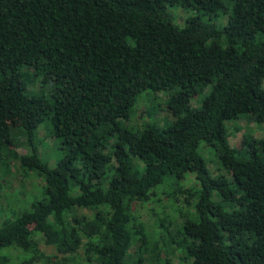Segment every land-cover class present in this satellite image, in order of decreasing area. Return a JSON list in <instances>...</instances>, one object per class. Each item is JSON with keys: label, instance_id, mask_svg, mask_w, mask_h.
I'll use <instances>...</instances> for the list:
<instances>
[{"label": "trees", "instance_id": "obj_1", "mask_svg": "<svg viewBox=\"0 0 264 264\" xmlns=\"http://www.w3.org/2000/svg\"><path fill=\"white\" fill-rule=\"evenodd\" d=\"M243 118L264 123V0H0V189L11 161L39 179L0 264H264V136L231 146ZM163 188L179 218L153 233L138 210Z\"/></svg>", "mask_w": 264, "mask_h": 264}, {"label": "rangeland", "instance_id": "obj_2", "mask_svg": "<svg viewBox=\"0 0 264 264\" xmlns=\"http://www.w3.org/2000/svg\"><path fill=\"white\" fill-rule=\"evenodd\" d=\"M171 12L177 17L180 21H182V18H186L187 16L191 15L192 12L190 11H185L183 10L182 7H173L171 8ZM208 19L211 21L215 22L216 16H213V20L208 16ZM217 20V19H216ZM179 22V21H178ZM218 25H222L221 23L224 22L217 20ZM205 94L202 93L200 95V98ZM141 96H144L142 94ZM151 103V98L148 96L142 97L139 99L136 107H135V113L132 116L131 122L134 123H139L143 119H147V112L149 111L150 104ZM191 103L197 104V99L192 98ZM155 104H158V99L155 102ZM157 117H162V116H169V114L166 112L162 100L160 99L159 105L157 107ZM226 125H228V130H229V143L231 146H237L239 143L243 142L244 136L246 134H250L254 138H261L264 136V123L262 124H256L254 120L243 118V119H238L236 121H228L226 122ZM41 126H49V121H44ZM44 129L41 127L39 131V137L42 138L43 140L40 141V154L41 156L48 160V162L53 165L56 158L60 155V150L56 146V144H53L52 139L49 137L44 136ZM205 146L202 144L200 146V152L202 156L207 159V162L211 158L207 157L204 153L205 151ZM210 149V148H209ZM18 153H24L25 149L24 148H17ZM211 153H214L210 149ZM10 173H8L4 179H2V187L0 189V225L2 221L6 218H12L13 213L19 212L21 210H24L28 208L29 202H31L36 194L34 192H37L38 188L36 187L39 185V179L31 175L29 177L24 178L23 176L20 175V173L17 170L16 167V162L11 161L10 162ZM208 166L210 170L214 173L221 172L223 173L224 171L218 170V166L216 167L215 164L212 162L208 163ZM217 170V172L215 171ZM226 177H227V173ZM23 185V186H22ZM189 184H185V187H188ZM32 188V191H30ZM171 191L169 188H163L158 191V198L155 200H149L148 202L143 203L138 210V216L141 220H143L147 226L148 230H151L153 232L154 230H159L160 231V226L157 225V216H166V217H172V225L169 224L170 228L172 229L174 227V220H177L179 218V215L176 211V208L172 206L170 198L167 194V192ZM183 196H180V200L182 201ZM178 202H176L177 204ZM180 204V203H179ZM178 216V217H177ZM177 217V218H176ZM154 233V232H153ZM36 239L39 242V245L41 249L46 251L47 253H53L54 248L52 246L46 245L43 241L42 236L37 235ZM129 252L133 254L135 252V246H132L129 249ZM8 253L11 255V264H16V260L18 256L22 255V253L18 250H10ZM182 255L180 253H176L174 257V261L178 262L180 257ZM190 262V261H189ZM182 264H186L182 263Z\"/></svg>", "mask_w": 264, "mask_h": 264}]
</instances>
